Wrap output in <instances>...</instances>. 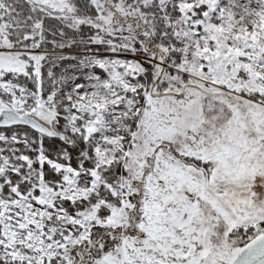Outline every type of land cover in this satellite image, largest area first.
Segmentation results:
<instances>
[{
    "label": "snow or ice",
    "instance_id": "6c2138e0",
    "mask_svg": "<svg viewBox=\"0 0 264 264\" xmlns=\"http://www.w3.org/2000/svg\"><path fill=\"white\" fill-rule=\"evenodd\" d=\"M0 264H264V0H0Z\"/></svg>",
    "mask_w": 264,
    "mask_h": 264
}]
</instances>
